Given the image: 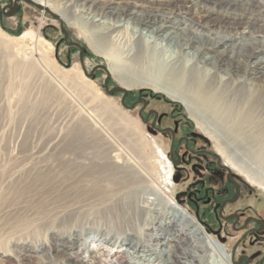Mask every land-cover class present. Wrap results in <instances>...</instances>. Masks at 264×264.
Masks as SVG:
<instances>
[{
  "label": "rangeland",
  "instance_id": "obj_1",
  "mask_svg": "<svg viewBox=\"0 0 264 264\" xmlns=\"http://www.w3.org/2000/svg\"><path fill=\"white\" fill-rule=\"evenodd\" d=\"M47 1L53 5L49 9L53 14H66L63 0ZM221 1L215 9L212 4L201 2H196L193 8L198 14L209 10L211 15L242 16L239 10L243 6L237 0ZM10 5L9 0H0V38L8 44L26 46V51L23 65L18 66L6 50H0V264H45L44 258L19 262L16 258L35 249L48 251L59 242L72 241L78 232L82 233L86 249L96 251L102 264L115 263L117 260L111 257L114 250L99 239L115 237L125 232L128 225L138 229L148 224L144 213L140 218L137 216L139 221L133 213V216L123 213L121 201L126 193L138 191L135 209L142 212V202L147 196L143 194L151 189L164 195L166 201L177 200L191 210L214 238L229 245L230 249L226 248L228 252L232 250L234 257L238 236L231 223H225L220 233L219 223L210 212L217 206L211 205L207 216L202 212L198 216L181 198L188 183L201 176L191 171L195 163L204 165L201 158L188 160L184 168L175 169L170 158L172 138L163 131L172 129L176 139L186 137L195 148L217 154L222 165L231 169L241 187L242 198L236 206H228L226 213L236 212L243 218L252 216L264 221V184L229 163L182 103L150 88H125L129 92L126 108L121 104V93H106L107 75L103 70L87 78L79 50L68 47L64 41L62 25L69 33V41L84 48L88 73L98 65H108L80 21L68 14L65 15L68 20H56L23 1L18 2L13 15ZM249 15L264 25V7ZM31 66L37 71L31 73L28 68ZM117 86L124 88L120 77L111 74L109 88ZM140 99L148 102L144 114L158 113L156 126L160 130L152 128L153 117L149 122L140 117L143 103L130 109ZM116 153L121 158L119 162L113 161ZM180 175L184 178L178 185ZM260 175L264 178V172ZM219 191L226 194L223 188ZM38 201H60L65 208L39 221L34 207ZM24 217L34 220V224L16 229L14 226ZM252 238L262 242L253 250L258 262L264 255V233H254ZM23 245L28 251L20 247ZM249 250L245 245L238 254H249ZM125 258L126 254H120L118 260ZM49 261L61 264L54 255Z\"/></svg>",
  "mask_w": 264,
  "mask_h": 264
},
{
  "label": "bare ground",
  "instance_id": "obj_2",
  "mask_svg": "<svg viewBox=\"0 0 264 264\" xmlns=\"http://www.w3.org/2000/svg\"><path fill=\"white\" fill-rule=\"evenodd\" d=\"M30 1L44 10L53 7L47 0ZM63 1L66 14L82 23L106 58L110 74L120 77L124 89L150 88L182 103L229 163L264 184L260 175L264 172V25L249 15L261 10L264 1L248 0L253 4L250 8L237 0L243 6L239 18L194 11L196 2L215 9L221 0ZM56 14L68 20L65 13ZM25 48L0 38V50H6L18 66ZM28 68L31 73L37 71L35 66ZM112 158L121 159L117 153ZM135 192L125 194L121 210L136 215L137 221L144 213L149 222L138 229L128 225L110 239L101 236V244L111 247V257L117 260L108 263L234 264L226 246L177 200L166 201L151 189L143 194L147 196L141 212L135 209ZM34 207L41 221L64 205L38 201ZM33 221L24 217L14 227L26 228ZM120 254L126 258L118 260ZM52 255L61 264H102L96 251L86 249L81 232L72 241L59 242L48 251L19 254L16 260L44 258L49 264Z\"/></svg>",
  "mask_w": 264,
  "mask_h": 264
},
{
  "label": "flooded vegetation",
  "instance_id": "obj_3",
  "mask_svg": "<svg viewBox=\"0 0 264 264\" xmlns=\"http://www.w3.org/2000/svg\"><path fill=\"white\" fill-rule=\"evenodd\" d=\"M128 99L129 94L126 96L125 102ZM138 105H141V103ZM145 111L146 108H143L140 112L142 118L147 119L146 121L149 122L153 117L154 123L155 115L150 114V111L144 114ZM157 121L158 117L156 119L155 129H157ZM163 133H168L172 138L170 158L171 161L175 163V169L179 170L184 168L188 160L190 161L194 158H201V163L204 164L198 165L195 163L191 165V171L194 175L201 174V176H198L196 180L188 183L189 185L186 187V190L184 192L182 191L181 198H185L190 209H194L198 216H201V212L207 216L211 205H216L217 209H213L210 212L214 214L219 223L221 228L220 233L223 232L225 223L232 224V228L238 236L234 246L235 250H233L234 257L232 255V250L229 251L234 260V264H264V255L258 262H255L257 253L253 251L259 244H262V242L259 241L258 238H252L254 233H264V221L252 216L243 218L241 214L236 212L226 213L228 206H236L242 198L241 187L233 178L231 169L222 165L221 159L217 157V154L195 148L188 138L182 136L176 139L174 131L173 133L169 131ZM181 150H183V154L180 156L179 153ZM183 155H185L184 158ZM186 156H188V159ZM182 178H184L182 175L178 176V185L182 182ZM220 188H223L226 194L221 193L219 191ZM202 205L205 206L204 209L201 208L203 207ZM207 226H209L211 231H214L213 227L208 224ZM208 231L210 232V230ZM222 243L230 249L229 245L225 244L226 242L222 241ZM245 245L249 246L251 249V251L249 250L248 252L249 254H238L239 249Z\"/></svg>",
  "mask_w": 264,
  "mask_h": 264
},
{
  "label": "water",
  "instance_id": "obj_4",
  "mask_svg": "<svg viewBox=\"0 0 264 264\" xmlns=\"http://www.w3.org/2000/svg\"><path fill=\"white\" fill-rule=\"evenodd\" d=\"M11 5L9 6V8L13 11V15L16 13V5L18 4V2L20 1H23V2H28L29 4H32L34 5L35 7L41 9V10H44L42 7L36 5L35 3L31 2L30 0H15V1H12V0H9ZM45 12L49 13L54 19L56 20H60L59 17L53 13H51L49 10H44ZM61 29H62V32L64 34V41L66 42L67 46L68 47H75L79 50V60H80V64L83 68V71H84V75L87 77V78H92L93 75L95 74V72L97 70H103L106 75H107V78L104 82V89L106 91L107 94L109 95H112V94H117V93H122L123 94V97H122V100H121V104L128 108L127 105L125 104V99H126V96L128 95V91L122 87H113V88H109V84H110V79H111V74L108 70V68L104 65H98L96 66L90 73H88L85 69V62H84V48L77 42H73V41H69V33L68 31L66 30V28L62 25L61 26ZM140 103H143L144 104V108L147 107L148 105V102L145 100V99H140L139 101H137L134 105H132V107L130 109H133L136 105L140 104ZM150 114H154L155 115V120H154V123L152 124V128H155V123H156V119L158 117V113L156 111H150ZM140 117L142 118L141 114H140ZM165 131H169V132H172V129H165L163 132ZM217 157H219L217 155ZM220 158V157H219ZM174 163V162H173ZM175 164V163H174ZM230 170V169H229Z\"/></svg>",
  "mask_w": 264,
  "mask_h": 264
}]
</instances>
